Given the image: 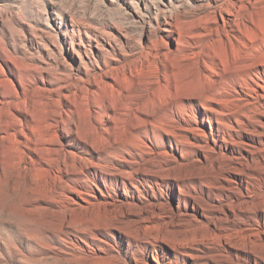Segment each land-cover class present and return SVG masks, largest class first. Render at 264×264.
<instances>
[{
	"label": "rangeland",
	"instance_id": "1",
	"mask_svg": "<svg viewBox=\"0 0 264 264\" xmlns=\"http://www.w3.org/2000/svg\"><path fill=\"white\" fill-rule=\"evenodd\" d=\"M257 172L264 0H0V264H221L163 241L214 183L264 201Z\"/></svg>",
	"mask_w": 264,
	"mask_h": 264
},
{
	"label": "bare ground",
	"instance_id": "2",
	"mask_svg": "<svg viewBox=\"0 0 264 264\" xmlns=\"http://www.w3.org/2000/svg\"><path fill=\"white\" fill-rule=\"evenodd\" d=\"M232 7H233V3L231 1H227V3L223 6L222 10H224V12H227ZM188 173H190V172H188ZM188 173L186 174V176H188ZM195 174H196V172H195ZM200 174H202V173L200 172ZM157 175L158 174H156V176ZM197 175H199V174L197 173ZM260 176H263L262 179L264 180V172H257L255 174L249 175V177L252 179L253 178L258 179V178H260ZM179 177H181V176H179ZM185 180H187V179H185ZM227 181L228 180H226V182ZM231 181H228V183H229L228 186L222 185L221 182H218V183H214L213 186L208 187L209 190L214 191L213 198H214V201L216 203H218V205H215L214 210L219 216H217L215 219H210L207 215L204 214L202 209L195 208L197 211L202 212V214L201 213L200 214L203 216V220H199V221L193 217L194 221L201 223L199 228H197L195 230H185L184 228L181 227L183 230L174 234V236L171 239L172 240L171 242L163 241V243L173 252V254L185 255L186 254L185 250H184L185 248H189V250H195V251H197V250L200 251L202 248H204L208 251L213 252L215 254V255H213L215 258H218V257L223 258V260H222L223 262L228 261L231 263V261H232L233 264H242V262H244V260H245V255L250 254L251 256H253L259 260V262L256 261L255 264H260V263L264 264V257L263 258L261 257V255H264V201H262V202L260 201L257 205H255V207H250V204H249L250 202L249 203L246 202L245 198L242 197L241 195H235V199H233L232 197H229L228 194L234 190L233 184H231L232 183ZM178 183H180V182H178ZM180 184H183V183H180ZM70 192L73 196H67L66 195L65 198H66L67 202H69L71 204H75V197L78 198L79 200L85 202L83 200V193L82 192H80L79 190H71ZM99 192L102 195V191L99 190ZM216 192H218V195H220L219 197H217L215 195ZM249 193H250L249 189H247L248 198L251 197L249 195ZM225 197L227 199H225L224 204L222 206H220L221 203L223 202L221 200H223ZM109 205H111V204H109ZM107 207H109V206H107ZM113 210H116V208ZM142 213H144V212H142ZM258 215L260 216V220L257 219ZM180 216L181 215L179 214V212L172 213L171 216H169L168 218H165L167 221H164V224L162 223L159 227L155 226V225H158V223L154 224V222L157 219V217H154V216L149 217V218H142L141 222L144 223V225H145L144 228L150 227L153 229L152 235L154 238L162 240L163 234L166 233L168 228H173V227L177 226V223H178ZM245 217H247V220H249V221L251 220L253 223H255L256 227L249 229L250 227L246 226ZM260 221L263 222V227H260L259 225H257L258 223H260ZM183 225H185V224H183ZM144 228H142V229L144 230ZM160 242H162V241H160ZM188 256L191 257L190 255H188ZM213 261L215 264H220V263L216 262L215 260H213ZM223 262L221 264H223Z\"/></svg>",
	"mask_w": 264,
	"mask_h": 264
}]
</instances>
